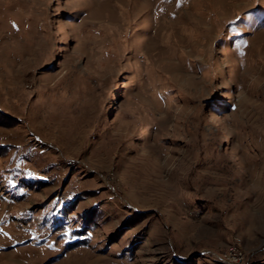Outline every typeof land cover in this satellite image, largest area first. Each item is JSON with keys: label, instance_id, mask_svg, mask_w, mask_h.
Returning <instances> with one entry per match:
<instances>
[{"label": "rangeland", "instance_id": "obj_1", "mask_svg": "<svg viewBox=\"0 0 264 264\" xmlns=\"http://www.w3.org/2000/svg\"><path fill=\"white\" fill-rule=\"evenodd\" d=\"M0 264H264V0H0Z\"/></svg>", "mask_w": 264, "mask_h": 264}, {"label": "built area", "instance_id": "obj_2", "mask_svg": "<svg viewBox=\"0 0 264 264\" xmlns=\"http://www.w3.org/2000/svg\"><path fill=\"white\" fill-rule=\"evenodd\" d=\"M233 249H234V247H231V248H230L231 251H234Z\"/></svg>", "mask_w": 264, "mask_h": 264}]
</instances>
